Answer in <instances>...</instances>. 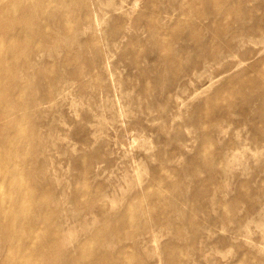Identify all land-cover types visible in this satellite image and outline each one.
<instances>
[{
	"label": "rangeland",
	"instance_id": "rangeland-1",
	"mask_svg": "<svg viewBox=\"0 0 264 264\" xmlns=\"http://www.w3.org/2000/svg\"><path fill=\"white\" fill-rule=\"evenodd\" d=\"M35 1L0 26L1 207L34 195L0 261L60 264L79 244L94 264H264V0ZM167 203L182 215L155 221Z\"/></svg>",
	"mask_w": 264,
	"mask_h": 264
},
{
	"label": "bare ground",
	"instance_id": "bare-ground-1",
	"mask_svg": "<svg viewBox=\"0 0 264 264\" xmlns=\"http://www.w3.org/2000/svg\"><path fill=\"white\" fill-rule=\"evenodd\" d=\"M191 2H194V0H192ZM37 3L38 2H36L35 0H0V26H1V19H3V18L8 19V17H12V18L17 17V19H20L22 22L23 21L25 22L24 25H27V23L29 21L30 13L32 12V10L34 11ZM42 3H47V1L42 0ZM139 3H140V0H134L132 8H135L136 6H138ZM50 5H51L50 10L55 11L57 8V2L54 0L51 2ZM36 9H37V7H36ZM207 28L209 31H211L212 25H208ZM8 33H9V27L6 28L5 33L0 31V62H2L6 58L7 52L10 48V45L7 42ZM193 33L196 34V32H193ZM24 35H25V33H24ZM262 62H264V57L261 58L260 60H258L255 63L256 64L255 66L257 67V65H259ZM255 70L256 69L255 68L253 69L252 67L249 69H245L240 74H238L237 79L239 80L242 75L252 73ZM252 81H255V80L252 79ZM258 97H259L258 100L260 101V105H264L263 96L259 95ZM253 111L256 112L255 107L253 108ZM263 117H264V114H263ZM260 119L263 120L262 117H260ZM202 123H205V121L203 120ZM1 124H2V122H1ZM4 136H5V134H3V136H1V137H4ZM200 152L205 153V148L201 147ZM201 163H205V167L207 168L208 171H210L211 168L208 166L209 165V159H203L201 161ZM86 185H88V182H86ZM47 188H48V186L46 187V189ZM46 189L42 190V191H45V193L48 192V191H46ZM8 191H10V190L8 189ZM20 191H21V189H20ZM37 192H38V188H37ZM8 193H10V192H8ZM45 193H43L42 195H44ZM10 195H11V193H10ZM33 197H34V195L31 194L30 191H25V192L21 191L20 194L18 195V197L13 199V202H12L13 207L12 208L7 209L4 206L1 207V203H0V236L6 237V238H8V237H20L17 234L18 233L17 229L20 228V226H22L23 228H30L31 220H26L24 222L22 221L18 225L13 226V227H9L5 221L11 216H13L15 219L19 220V218H21L20 205H19L20 202H22L24 200H28V201L30 200L31 201V199H33ZM77 198L79 199V197H77ZM156 199H158V200L164 199L163 194L162 193H156ZM147 205L149 206L150 203H148ZM128 206H131V203H129ZM167 209H170V213L172 212L173 215L176 213H180V212L183 213L182 208L178 207L176 204H174V206H173L172 203H167V205H163L161 207V210L159 209L158 212H155V214H153V219L157 222H160L162 220L165 221L166 219L168 220L169 217L166 218ZM147 211L150 212V209H148ZM126 213H127V219H124L123 221L129 220V217L132 213L131 209L128 208L126 210ZM176 215L179 216L182 214H176ZM169 216H172V215L170 214ZM28 217H29V215L26 218H28ZM184 218L187 219V222L184 223L183 225L179 224L176 227L177 231L179 233H182L180 228L183 226L190 225L191 227H193V226L195 227L197 225V219L194 215L187 214V217L184 216ZM106 221H109V222L113 221L115 223L116 227L119 225H122L120 223V220L115 218V217H114V219L110 218V219H107ZM48 231H49V233L51 232V234H52L55 232V229L50 227L48 229ZM30 235H31V233H30ZM34 236H35V234H33L31 236L32 240L35 239ZM57 238H58V236H56V234H55L54 239L51 241H56ZM152 239H153V241H154V239H156L154 237V234L152 235ZM28 242L29 243L27 244L25 249H29L34 244L30 240H28ZM76 249H77V253L73 254V252ZM71 251H72V253L66 251V252H68V255H70V256H68L70 261H68L67 259H64V261H60V264H73L72 259L73 260L82 259L83 261L87 262L88 264H94V261H93V259H91V255H90L89 251L86 249L85 245H79L78 244L76 247L71 249ZM121 252H125V250H121ZM17 253L19 255L18 259H17L16 254L12 251L11 253H9L4 258V260L0 261V264H25V262L28 260V256L24 253L23 249L21 248V250H17ZM122 256H123V254H122ZM94 257L96 259L97 264H99L98 263L99 259H102V260L107 259V260H109L110 264H114V258L115 257L109 251H102L101 253L95 255ZM184 258H185V256H184ZM181 259H183V258H181ZM74 262H75V264H78L76 261H74ZM169 262L173 263L172 257L169 258ZM116 263H118V261H115V264ZM119 264H133V263H131L130 259H126L123 256V259H120Z\"/></svg>",
	"mask_w": 264,
	"mask_h": 264
}]
</instances>
